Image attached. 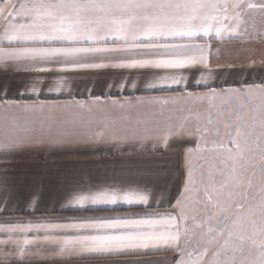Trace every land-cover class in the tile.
<instances>
[{"label": "crops", "instance_id": "1", "mask_svg": "<svg viewBox=\"0 0 264 264\" xmlns=\"http://www.w3.org/2000/svg\"><path fill=\"white\" fill-rule=\"evenodd\" d=\"M251 2L226 0L217 10L207 0H0V39L34 37L0 47L48 50L0 65V225L39 226L0 231V240L21 242L0 244V252L15 254L8 264L172 263L183 231L177 252L90 255L79 247L126 236L139 218L162 217L174 204L197 142L189 132L209 119L201 98L210 88L197 80L217 93L264 82V22ZM213 20L227 25L221 34L195 39L216 30ZM69 24L78 28L70 42L62 31ZM229 28L238 34L229 36ZM184 44L209 55L212 71L181 69L190 56L173 49ZM176 75L186 87L145 90ZM141 195L146 206H127ZM143 231L150 239L167 235ZM25 237L33 243L23 245Z\"/></svg>", "mask_w": 264, "mask_h": 264}, {"label": "snow or ice", "instance_id": "2", "mask_svg": "<svg viewBox=\"0 0 264 264\" xmlns=\"http://www.w3.org/2000/svg\"><path fill=\"white\" fill-rule=\"evenodd\" d=\"M187 2L195 5L201 0ZM207 2L219 10L220 4L226 0ZM224 19L226 21L227 16ZM211 24L215 26V31L198 33L195 39L216 38L227 26L216 25L215 20L211 21ZM62 31L70 42L75 39L78 28L69 24ZM227 34L232 36L238 33L229 28ZM55 35L53 32L52 36ZM51 39L52 37H49V40ZM179 39L189 40L192 37L180 36ZM33 40L34 37L30 35L22 38L12 35L6 40L0 39V44H27ZM173 51L177 56H190V59L179 65L181 69L203 68L205 71H212L209 55L201 56L198 45L184 44ZM47 54L48 50L44 49L0 47V65H6L9 61L19 64L37 56L43 58ZM21 70L29 69H15ZM181 85L187 86L186 77L176 75L151 84L145 90L179 89ZM196 86L210 88L211 99L220 97L223 102L219 107L210 104V116L206 122L208 126L202 127L198 123L195 130L189 132V136L197 141L195 147L189 149V157L194 153L196 159L194 162L191 159L188 161L187 178L174 204H170L169 209L163 211L162 217L139 218L135 222V230L126 236L104 243L82 242L79 254L119 255L160 246L176 251L180 247L181 231L185 236L188 235L186 222L192 219L200 221L198 226L201 230L206 229V233L202 231V235L211 248L209 264H264V82L246 84L242 89L230 88L219 93L211 89L207 81L197 80ZM133 87L135 88V85ZM209 96L203 99L208 100ZM253 96H258L261 101L255 106L252 102ZM148 199V196L141 195L135 198L134 204L129 203L127 206L144 207ZM182 221L185 224L182 225ZM34 227L39 226L17 225L5 228L0 225V231L29 232ZM144 229L153 232L162 229L167 235L164 239H150ZM20 243L11 236L0 240V244L5 245L18 246ZM22 243L28 245L33 243V240L25 237ZM65 248L70 246L64 245L61 251ZM27 254L24 248L20 249L19 257L23 258ZM9 256L15 258L14 253L0 252V264H8ZM174 264H181V261L176 260ZM192 264L197 262L194 260Z\"/></svg>", "mask_w": 264, "mask_h": 264}, {"label": "rangeland", "instance_id": "3", "mask_svg": "<svg viewBox=\"0 0 264 264\" xmlns=\"http://www.w3.org/2000/svg\"><path fill=\"white\" fill-rule=\"evenodd\" d=\"M251 3H252V9L258 10L259 12L258 15L264 22V0H252ZM263 38H264V34H263ZM262 48L264 51V42H263ZM203 98L204 97H202L201 99ZM207 102L209 103L208 104V112H209L210 104H215L217 107H219L223 101H222V98L220 97H217L215 100H212L211 97H209ZM252 102H253V106H255L261 101L259 100L258 96H253ZM209 116H210V113H209ZM212 118L213 119L215 118L214 114H212ZM206 126L208 125L206 124ZM189 159H191V161L194 162L196 159L195 154L193 153L191 157H189V154L185 156L182 185H184L186 178H187L186 173L188 169ZM182 189H183V186H182ZM181 223L182 225L185 224V222L183 221ZM199 223H200L199 220H192V219H189L186 222V226L189 229V233L187 236L184 235L183 246L181 250H179V253L177 252L175 254L171 264H174V261L176 260H180L181 264H192L194 260L197 262V264H209V262L211 261V248L208 245L204 236L202 235V231L206 233V229L201 230L198 226ZM206 250L208 252V255L205 256Z\"/></svg>", "mask_w": 264, "mask_h": 264}]
</instances>
